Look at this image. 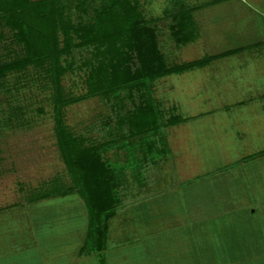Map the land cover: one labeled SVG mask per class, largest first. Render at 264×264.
<instances>
[{
	"label": "rangeland",
	"instance_id": "1",
	"mask_svg": "<svg viewBox=\"0 0 264 264\" xmlns=\"http://www.w3.org/2000/svg\"><path fill=\"white\" fill-rule=\"evenodd\" d=\"M60 1L70 9V19L82 24L91 21L102 2L85 0L86 13L77 0ZM133 1L155 30L169 64L223 52L233 54L215 59L203 69L172 74L154 82L153 95L162 115L176 110L185 118L204 112L206 117L187 119L175 128L176 133L167 129L171 125L167 126L164 132L167 131L169 154L161 155L162 162L155 161L144 170L141 181L126 183L122 203L106 228V233L110 232L108 264H168L173 257L185 258L191 252L197 257L202 244L201 248L213 255L225 232L246 235L251 250L245 264H264V156L241 162L247 155L264 151V130L259 129L263 121L249 116L253 110L249 107L241 108L245 115L234 112L232 118L220 108L226 91H243L246 87L254 93L253 100L264 103V0H219L218 4H214L218 0ZM184 7L194 9L200 37L181 45L173 39L172 26L175 15ZM12 35L10 28L0 26V63L23 54ZM38 71L30 68L0 80V217L5 220L18 216L21 224L17 225L22 228L26 226L24 215L34 218L42 212L38 218L44 234L41 236L38 231L37 235L44 241L27 240L25 251L16 249L9 255L1 254L0 261L101 264L97 255L87 259L76 255L88 233L89 215L84 199L76 193L38 200L43 189L70 183L56 133L57 91L46 81L48 74ZM88 78L84 71L76 70L61 79L66 92L61 96L69 101L64 104L63 123L76 137L90 136L87 130L91 131V125L99 123L106 113L100 97H86ZM241 96H245L244 91ZM207 98L213 99L207 102ZM218 116L224 120L228 117L231 130L224 129L226 122L220 120L215 125ZM210 135H215L217 142ZM118 155L113 149L104 153L113 166ZM226 165L229 169H221ZM246 208L256 213L249 217L243 213ZM97 222L103 227L101 220ZM234 236L237 235H232L230 241ZM4 239L0 237L1 245ZM242 239L240 236L239 241ZM6 240L9 242V238ZM151 246L157 250L147 251L146 247ZM150 255L160 259H150ZM223 255L221 252L220 260L214 264H230L221 260Z\"/></svg>",
	"mask_w": 264,
	"mask_h": 264
},
{
	"label": "trees",
	"instance_id": "2",
	"mask_svg": "<svg viewBox=\"0 0 264 264\" xmlns=\"http://www.w3.org/2000/svg\"><path fill=\"white\" fill-rule=\"evenodd\" d=\"M77 1L87 13L83 8L87 2ZM68 11L60 0H0V26L10 28L13 42L23 52L0 63V80L30 68L48 74L46 81L57 91L56 133L70 183L43 189L38 200L76 193L83 198L89 222L82 254H101L108 240V222L122 203L126 183L141 181L144 170L163 161L160 156L169 154L164 129L181 119L176 110L162 115L153 95L154 82L203 67L229 53L169 64L155 30L133 0H102L85 24L73 22ZM193 12L184 7L175 15L176 44L186 45L200 37ZM76 70L89 77L86 97H100L106 108L101 121L87 130L91 134L87 137H76L63 123L64 104L69 101L61 96L65 90L61 79ZM112 149L119 154L114 166L104 156Z\"/></svg>",
	"mask_w": 264,
	"mask_h": 264
},
{
	"label": "crops",
	"instance_id": "3",
	"mask_svg": "<svg viewBox=\"0 0 264 264\" xmlns=\"http://www.w3.org/2000/svg\"><path fill=\"white\" fill-rule=\"evenodd\" d=\"M225 53H228V52H223V53H220L217 55L213 54V56H211V55H208V56L214 57V56L223 55ZM232 54L233 53L231 52L225 56L220 57V59H225L227 56L232 55ZM199 59H201V58H199ZM199 59H195V60H191V61H196ZM214 60H212L211 62H209L207 65L203 66L200 69H203L206 66H210L214 62ZM191 61H185V62H191ZM200 69H197V70H200ZM250 90L251 89L248 87L244 88L243 91H244L245 96H241V94H243V91H240V90H236V91L231 90L230 92L226 91L222 95V101H221L220 108L225 110V114L230 116L231 118H232V115L234 112H235V114L242 113V115H245L246 113L244 111H241V108L243 106L252 108L253 110L251 112H249V116H251L252 118H254V117L260 118V120L263 121L261 124L263 127H259V129L264 130V103L261 101L253 100L252 97H254V96H252V95L254 93ZM223 96L227 97L226 100H225V98H223ZM240 97H242L241 100L237 99L238 101H236L234 99V98H240ZM212 99L213 98H211V99L207 98L204 100L208 102V101H211ZM216 111L217 110L213 111L210 115H213ZM203 114H206V112H204ZM203 114L197 115V116H189L186 118L179 115L181 117L180 121L172 124L167 129H170L173 133H176L175 128H178L180 125L185 124L187 122V119L203 120V118L206 117ZM221 116H218V119L214 121L215 125L219 124V120H220V121H222V123L226 122L223 124V125H226V126H223L224 129L231 130V127L228 126L230 124V122H227L228 117L225 118V120H226L225 121L223 117L221 118ZM166 132L167 131L164 132L165 136H166ZM210 137L214 140V142H217V138L215 137V135H210ZM166 139H167V136H166ZM167 146H168V142H167ZM261 156H264V151L262 153H256V154H252L249 156L247 155L241 159V162L242 161L245 162L246 159L247 160L252 159V158L255 159V158H258ZM228 166L229 165L223 166V167H221V169L227 170V169H229ZM240 205L241 204H238V206H240ZM250 210H251L250 208H246V210L243 213L247 214L249 217H252V215H254V213H256V211L253 210V212H251ZM40 215H42V212L37 214L34 218H33L34 215L31 216V214H27V217L24 215L23 219L26 220V226L21 225L22 228L19 225H17L21 222L20 218H16L18 216H15L12 219L6 218L5 220H3L2 217H0V225H6L5 228H0V237H3V238L5 237L2 245L0 244V255L1 254L9 255L10 253L15 251L16 249L25 251L27 240L30 242H33V241H36L37 239H39V243H41V242L43 243L44 239H42L41 236L44 234V228L42 227V224H39V218L38 217ZM36 217H37V219H36ZM16 219H18V220H16ZM40 219H41V216H40ZM15 220H16V223H15ZM38 231H39V234L41 236L37 235ZM86 235H87V232H86ZM86 235H85V240H86ZM232 235H237V236H234L233 239L230 241V237ZM220 236H221V238L219 239V245L220 246L218 245L219 249L216 248L214 250L215 252L213 253V255H210L207 252V250L202 249L201 248V246H203V244H202L199 247V250H201V251L196 252L197 257L192 255L193 252H191V254H188V257H185V258L180 257V256L173 257V259L171 261H168V264H214L216 261L220 260V257H218V256L221 252H223L225 254V255H223V257H221L222 261H228L230 264H237V263L245 264L247 259H249V254H250V250H251V247H250L251 244H250L249 240L246 237H244L246 235L242 236V234H236V233L230 234L229 232H225L224 236H222V235H220ZM240 236L243 239L239 241ZM6 238H9V242L6 240ZM109 238H110V232L108 233V240H107L106 247L103 249L101 254H86V255L82 254V250L84 248V244H83L76 254L77 257L87 259L88 257L97 255V256H99V261L101 262V264H108L109 261H108L107 253H109L111 251L109 248V244H108ZM85 240H84V242H85ZM118 248H120V247H118ZM155 249L157 250L156 246L146 247V250L149 252H152ZM186 258H187V260H184ZM150 259H157L158 260V259H160V256L150 255ZM0 264H3V263L0 261ZM154 264H157V262H154Z\"/></svg>",
	"mask_w": 264,
	"mask_h": 264
}]
</instances>
